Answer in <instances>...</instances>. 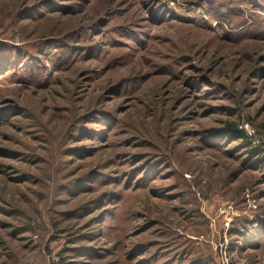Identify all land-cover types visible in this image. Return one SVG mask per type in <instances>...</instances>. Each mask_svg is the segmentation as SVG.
<instances>
[{
    "label": "rangeland",
    "instance_id": "obj_1",
    "mask_svg": "<svg viewBox=\"0 0 264 264\" xmlns=\"http://www.w3.org/2000/svg\"><path fill=\"white\" fill-rule=\"evenodd\" d=\"M232 124L264 151V0H0V264H264Z\"/></svg>",
    "mask_w": 264,
    "mask_h": 264
},
{
    "label": "trees",
    "instance_id": "obj_2",
    "mask_svg": "<svg viewBox=\"0 0 264 264\" xmlns=\"http://www.w3.org/2000/svg\"><path fill=\"white\" fill-rule=\"evenodd\" d=\"M229 134H232L240 139H243V141L246 142V144L251 148V152L254 153L257 156L263 155L262 159L264 162V151H261V148H255L252 146V138L246 133L243 129H241L237 124H232L229 127L226 128Z\"/></svg>",
    "mask_w": 264,
    "mask_h": 264
},
{
    "label": "built area",
    "instance_id": "obj_3",
    "mask_svg": "<svg viewBox=\"0 0 264 264\" xmlns=\"http://www.w3.org/2000/svg\"><path fill=\"white\" fill-rule=\"evenodd\" d=\"M249 135V134H248ZM251 138H252V135H249ZM252 143H253V140H252ZM255 145V144H254Z\"/></svg>",
    "mask_w": 264,
    "mask_h": 264
}]
</instances>
